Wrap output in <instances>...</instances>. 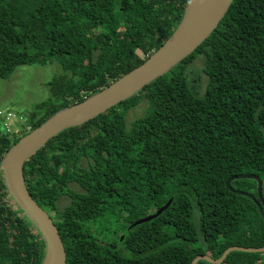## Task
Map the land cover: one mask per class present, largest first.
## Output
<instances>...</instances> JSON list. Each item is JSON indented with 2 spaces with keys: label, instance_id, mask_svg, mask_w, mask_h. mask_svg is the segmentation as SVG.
<instances>
[{
  "label": "trees",
  "instance_id": "obj_1",
  "mask_svg": "<svg viewBox=\"0 0 264 264\" xmlns=\"http://www.w3.org/2000/svg\"><path fill=\"white\" fill-rule=\"evenodd\" d=\"M186 3L0 0V79L21 65L60 69L46 83L48 98L25 116V133L9 138L0 128V160L53 113L139 66L170 36ZM196 58L205 78L200 95L188 81ZM142 101V115L127 124L126 113ZM236 175L256 176L264 203V0H232L211 34L167 73L60 132L22 167L65 264H190L230 246L264 247L255 205L224 186ZM229 187L256 196L253 180ZM61 198L67 204L59 208ZM169 199L155 218L128 229ZM43 256L0 169V264H41ZM221 264H264V254L230 252Z\"/></svg>",
  "mask_w": 264,
  "mask_h": 264
},
{
  "label": "water",
  "instance_id": "obj_2",
  "mask_svg": "<svg viewBox=\"0 0 264 264\" xmlns=\"http://www.w3.org/2000/svg\"><path fill=\"white\" fill-rule=\"evenodd\" d=\"M231 1L187 0L183 14L170 36L139 66L81 102L56 111L36 128L20 137L3 155L0 160V169L5 190L16 207L37 229L43 241L44 256L41 264H65L64 250L50 216L35 204L24 186L23 163L60 132L71 127L80 126L103 114L119 102L134 95L154 79L167 73L211 34L224 16ZM240 179L255 181V198L229 187L231 181ZM224 186L230 193L251 200L259 216L264 221V203L260 196L261 181L256 176H232L224 182ZM170 201L171 199L153 214L133 222L128 226V229L155 218L167 208ZM230 252L264 254V247L230 246L216 259H212L208 255H197L191 260L190 264H196L198 261L221 264Z\"/></svg>",
  "mask_w": 264,
  "mask_h": 264
},
{
  "label": "rangeland",
  "instance_id": "obj_3",
  "mask_svg": "<svg viewBox=\"0 0 264 264\" xmlns=\"http://www.w3.org/2000/svg\"><path fill=\"white\" fill-rule=\"evenodd\" d=\"M201 59L196 58L188 70V81L196 94L200 95L205 85L201 73ZM60 73L56 63L21 65L7 79H0V128L9 138H16L28 129L23 124L32 107L48 98L46 83ZM145 108L140 102L134 109L126 113L128 124L135 117L142 115ZM58 207L67 204V198L58 201Z\"/></svg>",
  "mask_w": 264,
  "mask_h": 264
}]
</instances>
